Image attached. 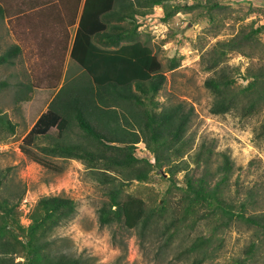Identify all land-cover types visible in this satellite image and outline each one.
Segmentation results:
<instances>
[{"label":"trees","instance_id":"1","mask_svg":"<svg viewBox=\"0 0 264 264\" xmlns=\"http://www.w3.org/2000/svg\"><path fill=\"white\" fill-rule=\"evenodd\" d=\"M197 5L208 10L210 19V10L221 8L216 0H191L187 7ZM155 6L163 9L164 21L181 8L171 0L84 1L70 50L81 72L56 89L46 110L23 136L20 148L54 170V157L81 160L103 191L104 199L97 207L101 225L136 228L142 239L153 226L161 225L159 237L165 246L174 237L181 238L179 245L191 258L189 264H203L214 254L219 231L234 222L245 223L257 237L243 248L244 256L251 257L264 236V184L237 188L231 194L228 181L235 163L228 152L216 151L212 143L199 142L190 159L184 158L194 143L187 134L194 107L182 100L163 103L157 98L167 79L166 70L177 67L180 58L172 56L164 64L151 36L139 28L140 19ZM4 15L0 3V19ZM262 33L264 24L251 20L229 37L216 39L199 57L209 72L203 84L212 95L210 111L235 112L242 117L261 114L253 129L259 145H264V58L258 57L243 69L227 59L231 53L253 58L255 50L264 46ZM51 57L56 59L55 53ZM18 58L21 47L11 43L0 53V64L13 65ZM56 62H50L39 79L47 80L49 87H56L62 76V62ZM238 76L243 84L237 83ZM7 84L0 80V88ZM15 85L14 103L31 98L34 83L27 73ZM73 126L79 128L77 139L66 141ZM14 130L15 123L0 108V134ZM140 141L151 158L136 155ZM190 163L203 170L194 175ZM153 172L167 175L163 203L148 202L128 190L135 181H150ZM180 172L181 183L177 180ZM24 192L9 185L6 173L0 171V264H90L85 257L57 249L52 236L74 216L77 201L64 193L40 196L29 208L25 225L19 209ZM246 259L237 257L230 264H244Z\"/></svg>","mask_w":264,"mask_h":264},{"label":"rangeland","instance_id":"2","mask_svg":"<svg viewBox=\"0 0 264 264\" xmlns=\"http://www.w3.org/2000/svg\"><path fill=\"white\" fill-rule=\"evenodd\" d=\"M171 1L178 2L180 10L168 21H164L163 9H154L152 13L157 14H154L157 20L147 21L142 31L151 36V42L164 64L172 56L180 58L177 67L166 70L167 79L157 98L163 103L182 100L186 106L194 107V117L187 133L194 143L184 158L190 159L191 152L199 142L212 143L216 151L228 152L235 163L228 181L231 194L237 188L244 190L249 186H258L259 183L263 185L264 145L256 143L253 131L261 119V114L242 117L235 112L212 113V95L203 84L209 72L203 69L199 57L212 42L229 37L241 24H249L251 20L264 24V0H216L221 8L210 10L213 19L207 15L208 10L201 6L189 9L187 5L191 0ZM159 19L166 22V29L158 24ZM19 28L21 27L13 25L11 19H0V53L16 41L23 47L21 58L13 65L0 64V80L8 82L0 88V108L16 123L13 133L0 134V171L6 173L9 185L25 191L19 205L21 222L25 225L29 223V208L40 196L64 193L77 201V211L52 233L60 251L85 257L90 264H189L191 258L184 255L179 245L181 238L174 237L169 246L163 244V237H159L161 225L148 230L145 239L139 236L136 228L127 229L120 224L101 225L97 218V207L104 199L103 191L81 160L54 157L52 160L57 165L54 170L34 161L21 150L23 136L46 108L58 84L56 87H49L45 86V80L39 81V75L43 73L41 68L45 65V55L33 52L32 37H27L25 28ZM163 38L167 41L161 44L160 40ZM261 41L264 44V33L261 34ZM261 56L264 58V46L255 50L253 58L231 53L227 61L230 64H239L243 69L246 64L256 62ZM75 64L67 57L63 81L81 72ZM26 73L37 86L32 91L31 100L16 104L13 100L15 83ZM237 83H244L241 76H238ZM78 130L76 126L70 128L65 140H76ZM54 131L52 129L51 132ZM42 141L43 138L40 142ZM137 147V156L152 157L144 142H138ZM190 167L194 175L203 170L201 167H194L193 163H190ZM182 174H178L179 183ZM163 175L164 177L159 172H153L150 181H135L128 190L141 195L148 202L156 199L163 203L164 192L169 185L167 175ZM218 236L214 242V254L206 258L203 264H230L237 257L249 258L244 264H264V236L258 239L252 254L254 256H244L243 248L251 240L257 241L252 228L245 223L234 222L219 231Z\"/></svg>","mask_w":264,"mask_h":264},{"label":"crops","instance_id":"3","mask_svg":"<svg viewBox=\"0 0 264 264\" xmlns=\"http://www.w3.org/2000/svg\"><path fill=\"white\" fill-rule=\"evenodd\" d=\"M84 1L85 0H0L4 9L5 7L8 8L5 10L6 12L3 18L6 21L11 19L14 26L21 27L19 29L25 28V30H27L25 34H28L27 37H32L31 40L34 46L33 52L35 54L45 55L44 59H46L43 61L45 65L41 68V71L44 72L48 70L50 62H62V76L60 82L58 83V88L64 82L62 78L64 75V63L67 57L69 58V61H73L70 58V50L79 23ZM50 7H52V10H44V8L48 9ZM74 8H77L75 15ZM154 8L162 9L160 6H155ZM14 43L21 47L22 56L23 47L21 43L18 41ZM54 53L56 55V59L53 57L50 58V55ZM62 56L63 60L61 59ZM19 59L20 58H18V60ZM77 68L79 67L77 66ZM42 74L43 73H40L39 78ZM45 81V86H48L49 83L47 80ZM36 86L37 84H34V87ZM32 97L33 94H31V98L28 100H31ZM46 108L43 111H45ZM37 118L34 120L31 127Z\"/></svg>","mask_w":264,"mask_h":264},{"label":"built area","instance_id":"4","mask_svg":"<svg viewBox=\"0 0 264 264\" xmlns=\"http://www.w3.org/2000/svg\"><path fill=\"white\" fill-rule=\"evenodd\" d=\"M154 14H155V13H151V14H149V15H147V16L141 18V19H140V26H139V28H140V29H143V28L145 27L147 21H151L152 19L157 20L156 18H154L155 15H157V14H155V15H154ZM159 20H160V19H159ZM158 24H162L163 27H164V29H166V27H167L166 22H164V21H161V20H160ZM154 26H157V25H154ZM25 213H26V212H25Z\"/></svg>","mask_w":264,"mask_h":264}]
</instances>
